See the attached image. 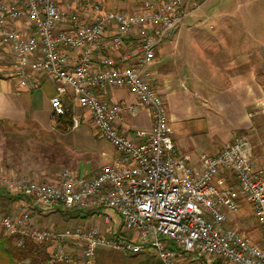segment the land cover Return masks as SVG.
Listing matches in <instances>:
<instances>
[{"label":"built area","instance_id":"2783aa9c","mask_svg":"<svg viewBox=\"0 0 264 264\" xmlns=\"http://www.w3.org/2000/svg\"><path fill=\"white\" fill-rule=\"evenodd\" d=\"M204 3L141 0L126 10L105 8L99 0H0V45L11 57L12 76L28 89L39 87L41 76L48 80L55 89L50 106L56 115L66 110L62 97L69 95L88 111L94 130L117 156L92 176L63 170L55 180L37 181L0 170V188L47 207L108 208L119 218L115 225L110 215L99 213L87 225L59 230L37 225L27 206H16L0 212V236L12 237L18 248L26 240L47 245L41 264H95L98 248L145 251L162 264H177L180 251L174 245L208 264L218 259L264 264V167L250 162L249 141L235 137L218 154H201L198 165L189 164L190 156L171 139L163 98L145 78L157 48L172 43L176 29ZM131 37L135 41L128 47ZM116 87H125L135 103L95 92ZM137 108L148 110L151 126L133 130L131 138L117 123ZM79 124L80 116L72 115L70 128ZM222 169L232 172L234 185L213 183ZM240 197L251 207L259 244L226 224L227 214L239 211Z\"/></svg>","mask_w":264,"mask_h":264},{"label":"crops","instance_id":"0c3cea01","mask_svg":"<svg viewBox=\"0 0 264 264\" xmlns=\"http://www.w3.org/2000/svg\"><path fill=\"white\" fill-rule=\"evenodd\" d=\"M99 2L105 8L126 9L122 7L123 4L113 3L112 0ZM214 3L215 0H205L199 18L193 16L187 22V16L176 29L173 42L163 43L157 48L145 78L163 98L171 139L181 152L190 156L189 164L198 165L201 154L214 156L233 138L243 136L249 141L250 162L261 167L264 166V40L253 34L254 43H248L246 46H251L244 49V42L237 39L238 34L242 33L238 23L243 16L241 9L221 4L217 8L220 10L218 12L212 10ZM205 20L209 21L208 28L211 31L199 28ZM218 21L221 22L220 27ZM227 26L231 27L227 37L233 36L240 44L238 46L243 45V49L235 55H232L227 39V44L221 47L212 45V42L217 41L218 31L227 38ZM201 32L206 40L203 48L189 45L190 38L201 37ZM134 41V37H131L125 42L130 47ZM0 53L4 55L3 58H8L7 66L0 68L4 72L0 74V120L7 122L11 128L28 123L33 126L27 128L31 137L33 134L37 142L44 143L36 160L32 152L24 151V155H21L23 161H0V170L7 174L27 175L38 181H50L55 180L63 170L92 176L117 157L112 144L94 130L88 111L72 102L69 95L62 97V102L72 115L80 116V124L77 128L65 131L57 129L53 119L56 114L50 106V98L55 95L54 86L41 76L39 87H21L19 80L11 74V57L1 45ZM77 53L73 51L71 56L75 57ZM218 53L222 56L218 57ZM97 57L93 53L94 66ZM45 86L49 89L46 90ZM95 92L129 105L135 103L134 96L125 87ZM150 126V113L145 108H137L132 115L123 113L117 123L118 130L131 138H134L133 130H148ZM213 183L234 185L236 179L230 170L222 169L214 177ZM239 203L236 214H227L226 224L236 227L252 243L259 244L260 232L251 207L241 197ZM16 206H27L37 225L49 222L59 230L80 223L87 225L98 220L99 213L110 215L111 223L119 224L115 212L108 208L89 214L90 211L81 208L65 209L60 205L47 207L36 204L28 197L10 196L0 188V212L7 213ZM100 224L104 225L101 221ZM66 245L73 250L71 244ZM116 253L122 257L114 264H127L126 261L132 255ZM180 257L177 263L181 261Z\"/></svg>","mask_w":264,"mask_h":264},{"label":"rangeland","instance_id":"374dc122","mask_svg":"<svg viewBox=\"0 0 264 264\" xmlns=\"http://www.w3.org/2000/svg\"><path fill=\"white\" fill-rule=\"evenodd\" d=\"M111 1V0H110ZM141 0H112V2H116V4L121 3L123 4V8L126 9H132L136 6H138L140 4ZM222 5H226V7H233L235 9V6L237 9H241V13L243 14L242 18L240 19L239 26L242 29V33L240 32L238 34L239 38H237L239 41H243L244 42V49H246V47H250L246 46L249 44L254 43L253 40V34H257L259 36V39L264 40V0H215V3L211 6L212 10L215 11H220L217 8L220 7ZM228 5V6H227ZM201 11H196L192 14H190L186 20L188 22V20L190 18H192L193 16H198L199 18V13ZM221 23V22H220ZM220 23L218 21V25L220 27ZM208 24L209 21L205 20L204 22H202L199 25L200 29H205L207 31H211L208 28ZM230 26H227L226 29L229 30L227 31L226 37L229 36L230 34ZM218 31V30H217ZM217 36V41L216 42H212V45L221 47L222 45L227 44V40H228V44L229 46H231L232 48V55H235L236 52L240 51L241 49H243V47L241 48V46H238L236 42V38L232 37H227L225 38V36H222L221 33L219 34V31L216 34ZM205 37L203 35V33L201 32V37H192L190 38L189 41V45L195 46V47H202L205 45V41L204 40ZM227 39V40H226ZM226 41V42H225ZM240 45V44H239ZM238 46V47H237ZM203 48V47H202ZM4 56L3 54L0 53V68L3 66H7V62H8V58L6 57H2ZM218 57L222 56L221 54L218 53L217 55ZM218 60V58H217ZM217 63V62H214ZM210 71V70H208ZM4 73L1 69H0V74ZM42 89H44V87H42ZM45 89H49V87L45 86ZM52 89V87H51ZM33 126H30L28 123H25V125L18 127V128H24V129H19L18 131L13 132L11 130V128L8 129V127L5 128V123L4 124H0V161L2 163H5L6 161V157L9 158V160L11 159L10 157L12 156L11 154V148L15 150L14 155L17 154H22V156L24 155V151L26 152V150L21 149L22 145L21 144H16L14 146H12V144L10 143L11 140H14L13 138H16L15 140H17L16 142H25V141H30L31 139H29L31 137V134L28 132L27 128H32ZM8 129V130H7ZM31 147H34V144L31 143L30 144ZM20 151H23L22 153H19ZM36 159V158H35ZM34 159V160H35ZM23 161V160H21ZM20 161V162H21ZM264 167V166H261ZM38 181V180H37ZM44 225H51L49 222H45ZM40 250H42L43 248L45 249L47 247V245H38ZM43 251V250H42ZM45 256V255H44ZM44 256L42 257V260L44 259ZM122 256H120L119 253H111V252H102L99 256H98V262L99 264H114L117 261H119V259ZM182 258L181 261H179V264H208L206 262H203L201 259H195L191 254H185L184 256L180 257ZM41 260V261H42ZM212 264V262L210 263ZM219 264H228L226 261L224 260H220Z\"/></svg>","mask_w":264,"mask_h":264},{"label":"trees","instance_id":"16d2710c","mask_svg":"<svg viewBox=\"0 0 264 264\" xmlns=\"http://www.w3.org/2000/svg\"><path fill=\"white\" fill-rule=\"evenodd\" d=\"M71 118H72V113L67 108L62 114L53 115L55 127L61 131H65L69 129L71 126ZM4 123H5V128L6 127H8V129L11 128L9 127L7 122H5L4 120H0V124H4ZM14 126H17V125H14ZM17 127H21V126H17ZM19 129H24V128H11L13 132L18 131ZM13 139L14 140L10 141L12 146L16 144H21L22 145L21 149L26 150V152H32V154L35 156L33 159L35 158L37 159L36 156L38 152L39 151L41 152L44 148V143L37 142L33 138V134H32V137L29 138L31 139V141L16 142L17 141L15 140L16 138H13ZM31 143L34 144V147L30 146ZM10 150L12 151L11 152L12 156L10 158L13 160H16L17 163H19L21 161L22 154L14 155L15 150L12 148ZM22 152L23 151H20L19 153H22ZM6 159H9V158L6 157ZM19 197L20 196H17L16 198H19ZM92 212L90 211L89 214H91ZM174 248L180 251L181 257L184 256L185 254H190L184 250H180L175 245H174ZM42 250H40L38 244H35L30 240L25 241V245L23 248H18L13 243L12 237L0 236V264H41V262L45 259L49 251V248L47 246L45 249L43 248ZM96 251L97 252L95 254V264H99L97 263L98 262L97 260H98V256L102 252H105V251L111 252V253L120 252V251H116V250L108 249V248H98ZM41 256H44L43 260ZM129 258L130 260H128V262L126 261L127 264H162L153 253H148L145 251L132 254L131 256H129ZM202 261L206 262L204 260ZM219 261L220 259L215 260L212 262V264H219ZM62 264H66V263H62Z\"/></svg>","mask_w":264,"mask_h":264}]
</instances>
